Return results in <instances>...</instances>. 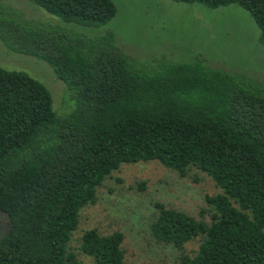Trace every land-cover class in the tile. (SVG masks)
<instances>
[{
  "label": "trees",
  "instance_id": "obj_1",
  "mask_svg": "<svg viewBox=\"0 0 264 264\" xmlns=\"http://www.w3.org/2000/svg\"><path fill=\"white\" fill-rule=\"evenodd\" d=\"M64 22L98 26L113 0H30ZM238 5L261 30L264 0H174ZM0 38L47 61L77 98L66 115L50 89L0 67V211L9 229L0 264H84L70 249L84 207L124 163L157 160L208 174L219 192L194 216L156 203L152 232L183 251L179 264H264V82L248 73L161 58L136 63L113 33L87 37L29 19L0 0ZM199 239L194 254L186 244ZM124 233L96 228L81 249L96 264H124Z\"/></svg>",
  "mask_w": 264,
  "mask_h": 264
},
{
  "label": "rangeland",
  "instance_id": "obj_2",
  "mask_svg": "<svg viewBox=\"0 0 264 264\" xmlns=\"http://www.w3.org/2000/svg\"><path fill=\"white\" fill-rule=\"evenodd\" d=\"M24 16L60 25L75 34L104 36L115 42L140 64L161 58L189 61L197 55L205 64L233 72L248 73L264 82V45L261 30L248 11L238 5L212 8L200 2L174 0H113L117 14L103 25L83 26L64 22L30 0H1ZM0 67L24 71L51 91L59 115L70 113L77 98L45 60L10 50L0 38ZM219 192L214 180L199 169L187 176L157 160L124 163L98 190L95 204L84 207L70 249L84 264H96L81 249V237L91 228L103 234L124 233V264H179L183 251L160 242L152 232L158 216L156 203L186 212L197 219L207 194ZM9 216L0 211V240L9 229ZM199 239L188 242L184 252L194 254Z\"/></svg>",
  "mask_w": 264,
  "mask_h": 264
}]
</instances>
